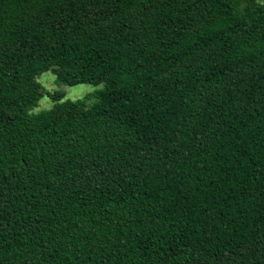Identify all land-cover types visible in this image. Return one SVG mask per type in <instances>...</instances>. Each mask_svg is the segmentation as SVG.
Wrapping results in <instances>:
<instances>
[{
  "label": "trees",
  "instance_id": "1",
  "mask_svg": "<svg viewBox=\"0 0 264 264\" xmlns=\"http://www.w3.org/2000/svg\"><path fill=\"white\" fill-rule=\"evenodd\" d=\"M0 264H264V0H0Z\"/></svg>",
  "mask_w": 264,
  "mask_h": 264
},
{
  "label": "rangeland",
  "instance_id": "2",
  "mask_svg": "<svg viewBox=\"0 0 264 264\" xmlns=\"http://www.w3.org/2000/svg\"><path fill=\"white\" fill-rule=\"evenodd\" d=\"M40 82L43 84V86L50 90H56V89H63L65 91V99H79L84 97L87 93L93 91L96 88H100L103 86V84H100L98 86L88 84V83H83V84H78V85H73V86H65L62 84H59L56 81L55 75L50 72H44L41 74L39 77ZM52 105L50 99L48 97H42L39 101L38 106L34 109V111H39L42 109H47Z\"/></svg>",
  "mask_w": 264,
  "mask_h": 264
}]
</instances>
